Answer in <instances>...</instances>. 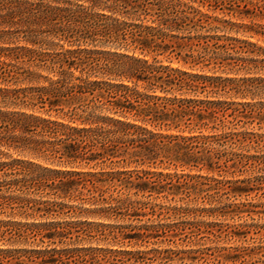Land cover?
<instances>
[{"label": "trees", "instance_id": "16d2710c", "mask_svg": "<svg viewBox=\"0 0 264 264\" xmlns=\"http://www.w3.org/2000/svg\"><path fill=\"white\" fill-rule=\"evenodd\" d=\"M259 2L0 0V210L33 220L0 221V236L48 244H2L0 264H113L61 248L78 223L54 219L77 210L106 221L175 218L133 233L96 225L112 248L95 250L130 264H153V249L126 242L193 243L212 226L204 217L252 213L236 201L264 183V134L249 132L264 130V106L248 101L264 96V48L252 41H264ZM232 32L246 36L220 35ZM154 252L155 264L174 253Z\"/></svg>", "mask_w": 264, "mask_h": 264}, {"label": "rangeland", "instance_id": "374dc122", "mask_svg": "<svg viewBox=\"0 0 264 264\" xmlns=\"http://www.w3.org/2000/svg\"><path fill=\"white\" fill-rule=\"evenodd\" d=\"M243 5L248 4L252 9L259 2V0H242ZM259 5L263 7L264 12V1L259 2ZM219 16L223 19H231V17H224L222 14ZM233 21H236L233 19ZM246 22H250L246 20ZM259 24L264 25V19H259ZM220 35H225L226 37H238L245 38L244 34H236L234 32L230 34L220 33ZM253 42L257 43L259 47L264 48L263 39L254 38ZM258 53L254 54L253 57L262 59L263 56H258ZM258 71H254V73ZM255 75V74H254ZM256 76V75H255ZM1 85V84H0ZM228 101H238L236 99H228ZM251 104L256 107L264 106V96L257 97L254 99H249ZM249 132L264 134V130L259 131L256 125L249 127ZM6 153V152H5ZM255 152L252 151L251 154ZM262 153V152H261ZM260 153V154H261ZM0 159L7 161V156H2ZM182 174L181 171L178 172ZM186 173H189L187 171ZM191 174H198L197 171L191 172ZM237 179H253V176L248 174L244 175H236L235 177H227L225 180H237ZM153 203H158L162 205H168V201L165 199L153 200ZM236 204H245L246 206H242V209L250 210V212H244L241 214H237L235 216L229 217H204L203 220L207 222H211L212 226L210 228L203 229L202 232H197V236L193 237L196 239V242L188 243L189 241H183L179 239H166L165 237L153 238L150 243L136 245V243L126 242L129 250L134 252L137 251H149L153 249V254L150 253L147 255V258H153V264H155L154 259H156V254L154 250L158 249L161 251L165 250H173L174 253L166 254L165 256H170L171 261L170 264H235L234 262H230L225 260L227 255L233 256L234 254H240V259L236 262V264H264V183L259 184L256 187V190L251 193L249 196L240 198L236 201ZM69 205L77 207V209H88L90 208L87 204H82L81 201L70 202ZM199 207H207L210 208L211 205L205 202H199ZM92 208V207H91ZM152 217L142 218L143 221H129L127 220H99L95 218L88 217L85 213H81L77 210V213H73L68 216H62L54 219L55 221L60 222H75L78 223L75 228V234L73 235V239H68L66 241V245H60L61 248H90L94 252H88L90 258L99 257L100 258H110L113 261V264H124L127 261L131 262L134 258L132 256H123L118 255L114 256L112 254H107L106 252L96 251L95 249H110L112 248V244L104 241L101 237L102 231H109L107 228L98 227L96 225L102 223L110 226L122 225L126 227L124 230L133 233L132 229L135 226H139L142 224H163L170 223L175 221V218L168 219L166 216H160L158 213H154ZM149 218L150 221H149ZM53 219H50L51 221ZM0 221L4 222H32L33 220H26L21 216H11L10 210H0ZM45 221V219H43ZM83 223V224H81ZM87 223H91L88 225ZM131 225V226H130ZM231 231H238L239 235L236 237H227V233ZM190 232V230H189ZM154 234V230H153ZM80 236V237H79ZM11 235L0 236V245L4 244L7 248L10 249H32L39 248L38 246L47 247L48 244L42 245L38 244V242H33L30 240L29 243H22L17 241L16 238H12ZM175 242V243H174ZM129 244H131L129 246ZM42 248V247H40ZM239 251H236L237 249ZM168 263V264H169Z\"/></svg>", "mask_w": 264, "mask_h": 264}]
</instances>
